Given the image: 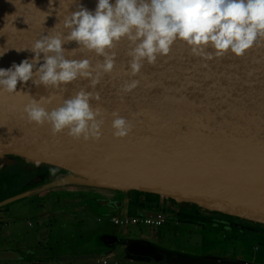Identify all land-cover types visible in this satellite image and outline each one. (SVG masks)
I'll list each match as a JSON object with an SVG mask.
<instances>
[{"label":"water","instance_id":"1","mask_svg":"<svg viewBox=\"0 0 264 264\" xmlns=\"http://www.w3.org/2000/svg\"><path fill=\"white\" fill-rule=\"evenodd\" d=\"M97 2L0 0V68L31 60L34 53L28 49L36 40L52 34L78 5L94 11ZM54 31L67 34L62 23ZM63 47L68 59L86 58L93 65L102 61L79 49L73 55L75 41ZM127 50L126 40L116 46V66L96 86L99 101H91L104 120L98 141L73 139L67 130L53 135L49 124L30 123L23 111L29 99L23 92L37 100L54 95L51 104L43 105L51 111L81 87L92 91L88 80H77L64 90L46 89L30 80L18 82L21 93L0 92V180L24 160L57 168L19 192L17 198H29L30 203V197L52 190L93 191L102 194L100 202L110 208L139 191L264 224V46H254L240 57L229 52L206 60L193 56L189 46L177 40L155 64L145 61L135 77L130 75ZM132 79L139 81L138 87L121 91ZM113 111L133 125L127 137L113 136ZM104 241L106 248L139 259L257 264L200 251L184 254L170 239L157 245L115 230L106 233Z\"/></svg>","mask_w":264,"mask_h":264},{"label":"clouds","instance_id":"2","mask_svg":"<svg viewBox=\"0 0 264 264\" xmlns=\"http://www.w3.org/2000/svg\"><path fill=\"white\" fill-rule=\"evenodd\" d=\"M61 23L66 35L54 31ZM57 24L52 34L42 36L28 49L34 53L31 60L0 68V92L21 93L18 82L27 84L30 80L36 86L57 90L80 79L88 80L92 91L81 87L51 111L43 105L51 104L54 95L37 100L23 92L29 98L23 111L30 123L49 124L53 135L67 130L73 139L98 141L104 120L101 109L94 108L91 101H99L96 86L114 70V49L122 40L128 42L132 77L140 73L145 61L155 64L158 56L168 55L177 40L185 42L193 56L206 60L229 52L240 57L254 46H264V0H98L94 11L78 5ZM73 41L78 45L71 50L73 55L79 49L93 52L102 61L93 65L90 59L66 58L63 45ZM138 85L139 81L132 79L121 91L131 92ZM111 115L113 136L127 137L133 125L118 111ZM51 171L55 173V169Z\"/></svg>","mask_w":264,"mask_h":264},{"label":"flooded vegetation","instance_id":"3","mask_svg":"<svg viewBox=\"0 0 264 264\" xmlns=\"http://www.w3.org/2000/svg\"><path fill=\"white\" fill-rule=\"evenodd\" d=\"M52 169L57 170L47 164L19 160L1 178L0 264H192L139 259L106 248L105 234L113 230L150 239L157 245L164 238L180 244L183 239V243L201 248V255L262 264L215 245L252 235L260 237L257 238L264 247V224L203 209L194 203L182 204L154 193L133 191L118 204L116 201L106 208L100 202L103 198L100 193L52 190L30 197L32 202L35 200L33 208L14 216L11 206L27 200L17 198L18 193ZM3 193L6 194L2 197ZM94 222L104 225L92 228ZM83 231L95 235L97 240L87 244L84 239L76 241L74 237L73 245L67 241L69 233L75 236ZM180 231L186 234L182 237ZM195 234L198 237L191 236ZM79 243L83 248H77Z\"/></svg>","mask_w":264,"mask_h":264},{"label":"rangeland","instance_id":"4","mask_svg":"<svg viewBox=\"0 0 264 264\" xmlns=\"http://www.w3.org/2000/svg\"><path fill=\"white\" fill-rule=\"evenodd\" d=\"M9 172V171H8ZM6 193H3L2 197L5 195ZM19 194V193H18ZM35 203V200L30 203L29 200H25V202H19L16 204H13L10 208L11 213L14 216H18L21 215L22 213H25L28 210H31L33 208V205ZM96 225H104V224H97V222H94V224L92 225V228H94ZM107 225V224H105ZM69 229V228H68ZM69 231H72V229H69ZM89 231V230H88ZM170 234H172L171 232H169ZM198 233V232H197ZM180 234L183 235L186 234L183 231H180ZM73 235V238H72ZM191 236H197V234L195 235H191ZM76 241H80L84 239V242L87 244H93L95 242L96 237L95 235H90V232L88 234V232L86 233V231H83L81 233H77L74 234L73 233H69L67 241H72V245L75 244V240ZM258 236H252V235H247L245 236L243 239H241V241H234V242H223L220 244H216L215 246H219V247H223V249H225L228 252H236L237 254H239L240 256H242L244 259H248V260H253L256 262H262L264 263V247L263 245L259 242L260 237ZM183 239L180 241V243L175 242L174 245H176L179 250H181V252H183L184 254H188V253H192V252H198L201 251V248H197L196 245H188L182 242ZM258 245L257 248L255 249V245ZM83 244L79 243L78 245V249L83 248L82 247ZM259 248V249H258ZM202 252V251H201Z\"/></svg>","mask_w":264,"mask_h":264},{"label":"built area","instance_id":"5","mask_svg":"<svg viewBox=\"0 0 264 264\" xmlns=\"http://www.w3.org/2000/svg\"><path fill=\"white\" fill-rule=\"evenodd\" d=\"M159 219V218H158Z\"/></svg>","mask_w":264,"mask_h":264},{"label":"crops","instance_id":"6","mask_svg":"<svg viewBox=\"0 0 264 264\" xmlns=\"http://www.w3.org/2000/svg\"><path fill=\"white\" fill-rule=\"evenodd\" d=\"M32 202V201H31Z\"/></svg>","mask_w":264,"mask_h":264},{"label":"trees","instance_id":"7","mask_svg":"<svg viewBox=\"0 0 264 264\" xmlns=\"http://www.w3.org/2000/svg\"><path fill=\"white\" fill-rule=\"evenodd\" d=\"M142 193V192H141Z\"/></svg>","mask_w":264,"mask_h":264}]
</instances>
